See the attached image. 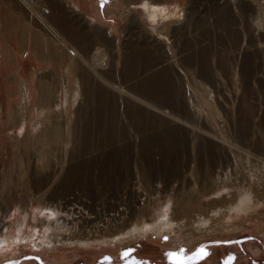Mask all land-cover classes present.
<instances>
[{
	"label": "rangeland",
	"instance_id": "obj_1",
	"mask_svg": "<svg viewBox=\"0 0 264 264\" xmlns=\"http://www.w3.org/2000/svg\"><path fill=\"white\" fill-rule=\"evenodd\" d=\"M157 1L0 0V264H264V0Z\"/></svg>",
	"mask_w": 264,
	"mask_h": 264
},
{
	"label": "bare ground",
	"instance_id": "obj_2",
	"mask_svg": "<svg viewBox=\"0 0 264 264\" xmlns=\"http://www.w3.org/2000/svg\"><path fill=\"white\" fill-rule=\"evenodd\" d=\"M149 1H150V3L147 2L145 6H147V8L150 9L148 14H149L150 18L153 21H155L158 18V16L161 14V12H159L160 9L157 8L160 5V3L157 0H149ZM163 3H164V1H162L161 4H163ZM130 12H131V10L126 11V13H130Z\"/></svg>",
	"mask_w": 264,
	"mask_h": 264
},
{
	"label": "crops",
	"instance_id": "obj_3",
	"mask_svg": "<svg viewBox=\"0 0 264 264\" xmlns=\"http://www.w3.org/2000/svg\"><path fill=\"white\" fill-rule=\"evenodd\" d=\"M140 2H141V1H140ZM140 2H139V3H140ZM165 4H166V3H165ZM177 5H178V4H175V6H177ZM170 9H171V8H170ZM175 9H176V8H175ZM171 10H172V9H171ZM177 11H178V10H177Z\"/></svg>",
	"mask_w": 264,
	"mask_h": 264
},
{
	"label": "trees",
	"instance_id": "obj_4",
	"mask_svg": "<svg viewBox=\"0 0 264 264\" xmlns=\"http://www.w3.org/2000/svg\"><path fill=\"white\" fill-rule=\"evenodd\" d=\"M171 253L173 252V250L170 251ZM174 254V252L172 253V255Z\"/></svg>",
	"mask_w": 264,
	"mask_h": 264
}]
</instances>
